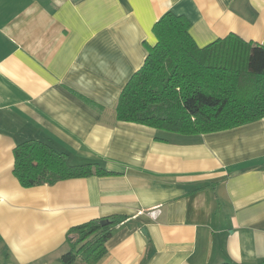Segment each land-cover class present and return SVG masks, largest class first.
Listing matches in <instances>:
<instances>
[{
	"label": "crops",
	"instance_id": "obj_1",
	"mask_svg": "<svg viewBox=\"0 0 264 264\" xmlns=\"http://www.w3.org/2000/svg\"><path fill=\"white\" fill-rule=\"evenodd\" d=\"M169 11L200 48L264 46V0H0V264H63L70 229L111 216L99 264H264V118L198 135L116 118ZM29 141L115 174L24 188Z\"/></svg>",
	"mask_w": 264,
	"mask_h": 264
},
{
	"label": "trees",
	"instance_id": "obj_2",
	"mask_svg": "<svg viewBox=\"0 0 264 264\" xmlns=\"http://www.w3.org/2000/svg\"><path fill=\"white\" fill-rule=\"evenodd\" d=\"M183 15L167 12L153 27L142 68L125 86L116 107L120 122L169 133L209 134L264 118V46L232 35L200 48ZM14 175L24 188L107 176L99 163L72 165L64 153L40 141L14 151ZM108 220L107 225H102ZM124 217L96 219L70 229L63 264H99ZM233 264V263H227Z\"/></svg>",
	"mask_w": 264,
	"mask_h": 264
},
{
	"label": "water",
	"instance_id": "obj_3",
	"mask_svg": "<svg viewBox=\"0 0 264 264\" xmlns=\"http://www.w3.org/2000/svg\"><path fill=\"white\" fill-rule=\"evenodd\" d=\"M108 224V220H103L102 221V225L104 226V225H107ZM144 233H146V231H143Z\"/></svg>",
	"mask_w": 264,
	"mask_h": 264
}]
</instances>
